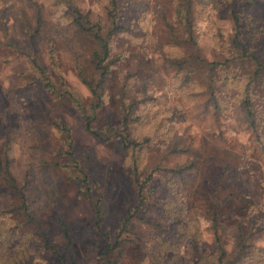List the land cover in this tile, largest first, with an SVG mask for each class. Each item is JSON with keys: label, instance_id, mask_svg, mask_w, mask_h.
<instances>
[{"label": "rangeland", "instance_id": "374dc122", "mask_svg": "<svg viewBox=\"0 0 264 264\" xmlns=\"http://www.w3.org/2000/svg\"><path fill=\"white\" fill-rule=\"evenodd\" d=\"M33 1L40 5L44 20L36 42L48 77L56 86L62 81L84 104L90 99L75 75L72 29L58 0H0V241L7 242L1 250L13 256L22 250L29 264H57L50 255L26 243V230L13 212L18 202L7 183L9 175L22 190L32 218L39 221L59 251L64 240L57 222L63 220L71 237L69 250L77 264H99L93 246L98 244V237L92 229L88 203L66 182L64 170L46 166L63 163V145L50 121H63L71 131L74 151L86 153L91 160L110 229L126 216L127 209L135 208L139 196L117 146L86 133L70 106L34 82L26 58L30 51L27 33L34 25ZM69 1L89 20H104L97 0ZM194 1L203 12L194 36L204 60H221L213 38L216 35L225 41L233 37L232 13L246 43L257 47L264 42V0ZM118 4L128 36H117L113 44L112 55L120 54L122 60L106 80L107 102L97 126L110 124L121 130L115 93L125 79L127 87L121 100L128 109L130 133L136 140L148 139L142 168H155L156 172L140 192L144 209L130 217L112 258L116 264H216L210 209L212 203L218 204L225 197L217 209L216 228L223 249L229 254L241 237L264 251V212L245 216L239 199L240 194H247L260 207L264 205V150L254 143L238 115L232 92L226 93L220 113L214 115L199 75L186 81L182 73L177 74L153 52V42L164 37L160 18L168 15L170 0H118ZM51 39L58 45L54 69L47 61ZM246 70L245 64L231 65L226 75L228 90ZM187 160L193 163L190 172L180 176L171 172ZM163 204L174 208L170 219ZM178 219L187 233L197 232L198 243L189 234L177 236L172 221ZM249 220H258L254 233L260 228L262 233L247 235ZM10 221L20 228L7 233ZM157 237H167L175 246L164 252Z\"/></svg>", "mask_w": 264, "mask_h": 264}, {"label": "trees", "instance_id": "16d2710c", "mask_svg": "<svg viewBox=\"0 0 264 264\" xmlns=\"http://www.w3.org/2000/svg\"><path fill=\"white\" fill-rule=\"evenodd\" d=\"M58 2L65 9L69 20L68 25L72 29L71 42L75 51L73 60L75 75L88 91L90 99L87 104H84L80 96L66 87L62 81L56 86L48 77L46 68L39 60V48L36 42L43 30L44 20L40 5L33 1L34 25L27 33L30 51L26 58L29 61L31 72L35 76L34 82H39L46 93L70 106L81 121L86 133L98 141L114 143L117 146L128 166L129 175L137 190L139 200L135 208L127 209L126 216L118 219L117 226L110 229L109 222L104 215L103 194L91 171V160L86 153L74 151L71 131L61 120L50 121V125L59 135L63 145V149L60 151L63 163L51 162L46 163V166L50 169L64 170L66 182L76 188L79 191L78 197L88 203L91 209L92 229L98 237V244L93 246L99 258V264H116L112 254L115 249L120 247L119 237L130 225L129 219L134 215V211L138 212L144 209V198L141 197L140 192L156 172L155 168L148 170L142 168L148 139L139 141L131 136L128 126V109L121 100L127 87L125 79L115 93V104L120 111L121 130L116 131L110 124L97 126L98 115L103 111L107 102L106 80L117 63L122 60L120 54L112 55L113 44L117 36H128V34L122 23V12L118 0H97L104 12V20L97 18L93 21L80 13L69 0H58ZM202 16L203 12L194 0H170L168 15H162L160 18L164 37L161 41L156 39L153 42V52L160 56L162 62L173 67L177 74L182 73L184 80L188 81L191 77L199 75L204 92L207 94L208 106L211 107L214 115L217 116L220 113L221 101L228 96L226 93L232 92L231 97H234L232 102L238 115L249 130L254 143L260 150H264V42L257 47L246 43V39L240 33L239 21L232 13L233 37L225 41L216 35L213 38L215 52L221 60L206 61L199 54L194 36V27ZM57 51V41L49 40L47 61L53 69L56 67ZM258 54L262 57H258ZM232 64L237 66L245 64L248 66V70L242 73L243 75L237 82L231 83L233 87L228 90L226 75ZM192 168V161L187 160L181 166L172 169L171 172L180 176L190 172ZM143 172L146 173L143 174ZM261 182L264 183V177ZM7 183L18 202V206L13 212L16 217L20 218L18 224L26 230L23 232L28 238L26 243L37 247L43 254L50 255L57 264H77L69 250L71 237L65 222L63 220L57 222L64 240L62 250L59 251L48 233L41 229L39 221L32 218L22 190L15 186L14 180L9 175H7ZM213 192L216 194V189H213ZM221 199L218 200V204L212 203L210 209L216 247V264H264V251L247 243L244 238L237 239L229 254L223 249L216 232L219 222L217 209L225 203L227 197ZM239 199L243 202L245 216L254 217L257 212H264V205L260 207L250 195L240 194ZM163 207L167 218L170 219L174 211L173 206L167 207V204H163ZM249 221L247 235L253 236L262 233L261 228L257 229V233H254V226L259 224L258 220L252 223V220ZM172 222L179 238L189 234L191 240L198 243L199 238L196 231L187 233L182 220L178 219ZM19 225L10 221L6 232L20 228ZM156 239L158 247L164 252L175 246L167 237L165 239L157 237ZM4 244L6 247L7 242ZM4 244L3 241H0V264H29L25 252L21 250L18 256L9 255L5 250H1Z\"/></svg>", "mask_w": 264, "mask_h": 264}]
</instances>
